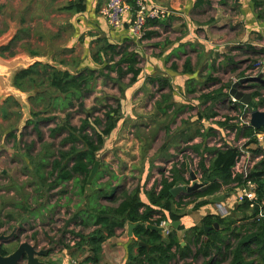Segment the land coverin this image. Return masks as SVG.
Returning <instances> with one entry per match:
<instances>
[{"label": "rangeland", "instance_id": "rangeland-1", "mask_svg": "<svg viewBox=\"0 0 264 264\" xmlns=\"http://www.w3.org/2000/svg\"><path fill=\"white\" fill-rule=\"evenodd\" d=\"M50 9L46 0H0V38L11 32L5 42L0 44V64H4L0 66V82L1 80L5 82L3 77L8 76L9 82L6 83L11 86L17 71L35 65L34 71L24 81L25 90H18L28 92L30 96L39 91L41 101L32 102L30 96H27L24 100L26 107H23L13 95L0 94V234L9 236L2 242L9 252L26 241L37 250H48L46 255H41L45 261L72 264V261L84 260L89 254V247L87 242L80 241L81 235L90 234L95 226L84 227L79 220L71 219L73 214L77 210H84L85 205L92 202L98 207L115 206L118 202H112L110 197L118 200L123 191H131L136 187L141 188L140 198L150 202L146 193L152 189H159L161 174H168L173 164L178 167L183 161H186L189 167L184 173L186 182L182 184L192 185L194 182L192 174L196 176V182H203L198 166L199 154L191 149L193 142L201 144L203 142L213 147L227 145L237 147L240 155L234 167L235 172L245 174L254 166L258 156L253 150L258 146L264 147V139L247 145V139L236 137L234 129L219 127L215 122L231 117L233 119L229 123L241 125L249 122L251 111L264 110V104L258 105L259 101L264 100V40L259 33L255 32L253 36V42L258 46L241 45L234 52H229L230 54L214 52L211 69L206 67L200 69L199 61L195 65L196 83L183 78L180 85L171 83L162 87L159 80L151 81L148 75L150 72L145 70L135 82L129 81V75L120 77L115 71L111 72L114 79H109L104 75L107 69L103 68V64L92 65L94 67L91 68H95L96 73L101 70V74L99 73L94 81L91 93L83 99L74 100L75 106L61 110L47 106L49 100L56 106L61 97L53 100L45 93H41L46 91L48 86L45 79L48 70L41 65L53 64L70 71L76 70L78 69L75 64L76 58L79 56L54 51L58 49V40L46 38L45 34L48 35V32L46 28L41 27L44 20L46 23L50 20V16H47L51 13ZM258 9H255L257 17ZM214 10L208 8L211 14ZM145 43L149 44L148 41ZM127 44L130 49H134L133 42L128 41ZM245 47L247 51H244ZM143 50L144 55L138 53V59L139 66L145 68L148 62L146 55L150 54L149 45ZM78 54L80 55V52ZM189 55L191 60L196 62V52L191 50ZM220 55H227L232 61H225L226 58L222 59ZM36 57L45 61L30 63ZM174 62L180 66L183 58L179 57ZM165 64L169 65V62L164 61ZM241 73L244 75L241 76ZM171 74L174 75L175 71L169 70L168 73L159 70L153 75L160 79H168L171 78ZM243 77L247 78L246 81L237 88L249 93L257 91L259 95L253 97V103L242 104L228 94L213 101L214 103L209 102L211 105H208L206 113L203 114L206 116L213 112L216 113V117L201 120L197 118V114L204 112L208 104L198 98L200 94L217 93L218 88H223L222 92L227 93L231 85ZM30 78L36 79L38 87L32 86ZM170 92L173 95L171 100H176L174 106L177 109L170 115H160L156 109L157 102L161 104V94ZM118 99L121 104L118 126L106 137L103 147L98 152L97 171L90 185L86 187L84 195L78 194V185L73 180L65 181L58 187L48 190L47 184L55 173L49 174L53 158L44 156L46 152L56 153L64 146L69 147V142L62 144V138L69 132V124L77 126L87 115L91 118L102 117L108 105L117 106ZM80 102L83 105H80ZM27 119L32 122L26 121ZM62 123L68 125L51 133L52 128ZM194 135L197 136L192 141ZM43 151L42 155L36 156ZM204 155L208 164L212 155L209 153ZM40 172L43 175L41 178L38 174ZM112 187L116 188L113 195H110ZM239 188L233 190L231 186H223L221 191L207 197V200L211 204L225 203L234 209ZM186 193L185 190L176 191L175 200ZM229 196L232 200L227 202ZM189 199L183 197L182 200L184 202ZM198 200L201 198L196 201ZM193 206L194 203L182 204L181 207L174 204L175 209L181 213L180 222L185 226V229L177 230L181 244L185 242L184 233L188 228L197 223L201 225L199 220L190 216ZM208 206L209 204L203 207L202 211ZM156 212L155 218L159 216L160 211ZM215 213L221 216L230 214L224 213L221 207ZM236 214L237 218L230 215L236 219L242 216L239 212ZM187 218L191 221L188 222ZM69 219L71 221L67 225L66 221ZM88 220L91 222L89 217ZM166 222L169 223L166 225L165 234L172 228L176 229L169 220L161 223ZM118 230L115 236L103 242L98 264H124L128 255L137 249L135 239H130L126 249L121 245L119 247L116 242L126 238L128 229L124 227L123 230ZM221 257V254H214V258L218 260L216 264H227L229 258L221 260ZM58 258L64 260L59 261ZM202 260L200 256L186 258V261L195 263ZM16 264H26V258ZM172 264H182V260L174 259Z\"/></svg>", "mask_w": 264, "mask_h": 264}, {"label": "trees", "instance_id": "trees-1", "mask_svg": "<svg viewBox=\"0 0 264 264\" xmlns=\"http://www.w3.org/2000/svg\"><path fill=\"white\" fill-rule=\"evenodd\" d=\"M254 7L257 10L258 17L264 20V0H252ZM147 23H157L156 19L147 18ZM144 36L149 37L150 32H145ZM143 36V37H144ZM142 37V38H143ZM99 41H104L98 45ZM96 49L92 53V58L97 64H103V68L107 69L104 73L109 79H114L111 72L115 71L117 75L123 77L129 75L130 82H135L139 79L142 68L139 66L138 52L130 49L127 43L119 44L109 42L106 39L99 38ZM5 48H2V50ZM108 57V58H107ZM33 66L22 68L13 76L12 84L17 89H23L24 81L34 70ZM47 69L48 74L45 76L47 81L46 91H41L48 95L49 99L61 97L59 103L53 106L51 100L47 106L56 107L59 109H69L75 106L74 100L83 99L92 91L93 83L101 74V70L96 73L95 68L85 67L82 69L68 70L58 69L51 65H41ZM115 67V68H114ZM250 67V66H249ZM183 71L191 73L193 69L187 59L183 66ZM244 75L241 73V76ZM261 78V77H258ZM151 81L159 80L160 85L165 87L169 85L167 79H160L156 76H150ZM33 87H38L36 79L30 78ZM260 81V80H259ZM50 87L54 89L51 90ZM223 88H218L217 93H202L199 99L203 103H208L205 111L198 113V119H207L216 117V113L204 116L208 109V105L214 103L218 99L228 96L222 92ZM39 90V89H37ZM47 92V93H46ZM39 91L30 96L32 102L40 103ZM258 92H252L251 96H258ZM161 104L157 102V110H161L162 114H166L168 107L174 102L171 100L172 94H161ZM212 101V102H211ZM214 101V102H213ZM209 102H211L209 104ZM238 102V101H237ZM162 103L163 106H162ZM264 100L259 101L258 105H263ZM80 105H83L80 102ZM121 104L118 99L117 106L108 105L102 117L96 116L91 118L87 115L80 120L79 125L60 124L51 129V133L56 130H62L68 125L69 132L67 136L62 138V144L70 143V146H65L55 152H46L44 156H50L51 170L50 175L55 173L53 179L47 184V189L51 190L58 187L65 181H75L78 185V194L84 195L86 187L90 182L87 181L88 174L97 159L99 150L103 147L106 137L111 135L118 126L120 120ZM33 116V114H32ZM233 118L226 117L225 120H217L215 123L220 127H229L234 129L236 137H241L246 140V144L257 143L256 134H264V125L255 128L248 123L239 125L238 123H229ZM28 121V120H27ZM28 122H32L29 120ZM36 124V123H35ZM213 129V128H212ZM195 143L191 145V149L199 155L198 166L201 169V178L203 185L198 189L187 191L183 197L189 200L183 202V197L176 198V192H172V188L178 185H184L186 182L184 173L189 165L183 161L178 167L173 164L169 175L162 173L159 181V189H152L147 192L150 202L140 198L141 188L136 187L131 191H123L116 198L110 197L112 202H118L115 206H97L95 203L86 204L83 209L77 210L71 217L73 220H79L84 227L95 226L93 231L87 235H81V242H87L89 254L84 258L93 264L99 262V254L102 250L103 242L117 234V229H123L126 224H134L133 235L137 245L136 252L128 255L124 264H172L174 259H181L182 264H216L218 260L214 258V254H221V260L228 257L227 264H264V206L262 211L258 204L264 200V147L258 146L253 152L257 154L258 159L254 166L247 172H235L234 167L239 159L240 150L237 147H213L203 146ZM44 153L39 152L36 156ZM204 153L212 155L208 164L205 162ZM38 172V171H37ZM40 178L43 176L40 173ZM247 182H252L257 200L253 207H250L249 202L245 201L240 204H235V208L242 212V217L239 219L229 215L221 216L219 214H206L201 225L195 224L188 228L185 233L184 245L181 244V239L177 230L185 229L183 224H180L177 229H171L165 235L159 234L156 230L146 228L145 224L160 225L162 221H177L181 219V213L174 207H181L182 204L194 203L193 208L208 203L204 197L213 195L223 186H231L238 188L244 186ZM116 187L111 188V194ZM186 191V190H185ZM96 192V191H94ZM198 198L201 200L196 201ZM156 211L158 213V217ZM88 217L91 222H89ZM66 221L68 225L71 221ZM205 231V226H214ZM223 225V227H221ZM77 235H80L77 233ZM139 241H143L149 245H138ZM65 248V247H64ZM66 249V248H65ZM9 250L1 246V254L5 255ZM202 257L200 263L186 261V258ZM48 264H55L54 260H48Z\"/></svg>", "mask_w": 264, "mask_h": 264}, {"label": "crops", "instance_id": "crops-1", "mask_svg": "<svg viewBox=\"0 0 264 264\" xmlns=\"http://www.w3.org/2000/svg\"><path fill=\"white\" fill-rule=\"evenodd\" d=\"M105 2L106 0H46L47 5L51 8L49 10L51 13L47 14L48 17L50 16V20H47L48 23L44 20L41 25L48 32V35L45 34V36L51 40H58V49H54V51L78 55L75 63L78 69L98 65L93 60L92 53L99 38L119 44L130 41L134 43V50L142 56L144 55L143 48L149 45L150 54L146 55L147 65L145 68L140 66L142 71L150 72L149 76H154L153 74L159 70H165L168 73L169 70H173L175 74H171V78L167 79L169 84L178 83L180 85L183 78L196 83L197 69L195 65L199 61L201 62L200 69L205 67L211 69L214 63V52L230 54L229 52H234L241 45L258 46L253 42L255 32L259 33V36L264 40V20L257 17L255 10L257 8L254 7L252 0H129L131 10L125 14L122 24L117 28H112L101 14ZM138 2L145 4L147 9L157 6L166 11L163 16L149 17L156 19L157 23L146 22L144 34L150 32V36H144L141 39L135 38L128 29L129 23L134 19ZM208 8L215 10L211 14ZM50 21L54 24L52 25ZM147 41L149 44L145 43ZM99 42L103 43L104 41ZM191 50L196 52V62L191 60L189 55ZM244 51H247L246 47ZM179 57L183 58L180 66L174 62ZM220 57L222 59L225 57V61H232L231 57H227V55H220ZM187 59L193 69L191 73L183 71ZM164 61H168L169 65H164ZM172 101L174 102L173 107L176 105V100L172 99ZM172 107L164 115H170L176 111L177 108ZM157 112L162 115L161 110H157ZM196 136L194 135L192 141ZM195 143L201 144V142H193V144ZM203 146L205 144L202 142L200 149ZM231 189L236 190L237 188L231 187ZM209 196L204 198L207 199ZM226 200L230 202L232 197L229 196ZM208 204L209 206L202 211V208ZM219 207L224 213H230L234 217L237 212L242 215L240 210L235 207L233 209L225 203L211 204L208 202L197 209L193 208L190 216L201 222L206 214H216ZM190 218H187L188 222L191 221ZM125 227L128 228V224ZM121 230L123 229L118 231ZM130 239H135V236L133 231L129 236L127 230L126 238H121V241L116 244L126 249ZM135 252L136 250L133 251V253ZM43 257L41 256V259ZM58 259L60 261L62 258ZM45 262L48 264V260Z\"/></svg>", "mask_w": 264, "mask_h": 264}, {"label": "water", "instance_id": "water-1", "mask_svg": "<svg viewBox=\"0 0 264 264\" xmlns=\"http://www.w3.org/2000/svg\"><path fill=\"white\" fill-rule=\"evenodd\" d=\"M11 34V32L9 31L8 34L3 35L4 37L0 38V44H2L3 42H5L6 38L9 37V35ZM45 61L44 59H40V58H33L31 60L30 63H34V62H43ZM48 63V62H45ZM50 64V63H48ZM4 64H0V66H2ZM52 66L58 68V69H65V68H61L58 65H53ZM70 70V69H68ZM4 81L3 82L1 80V87H0V94L4 93V96L7 95H13L14 98L17 99V101L23 106L26 107L25 104V97L30 96V94H28V92L25 91H20V90H16L15 86H13V84H11V86H9V77H3ZM246 77L240 78L238 81L234 82L230 89H229V95H231L236 101L248 105L250 103H253L254 100L252 99L251 93L249 92H244L242 90H240L238 87L239 84L244 83L246 81ZM30 112V111H29ZM31 114V113H30ZM29 114V116H30ZM25 119V118H24ZM28 120V119H27ZM26 120V121H27ZM25 123V122H24ZM249 124L255 128H259L260 126L264 125V110H259V109H255L253 111H251L250 113V117H249ZM99 161L96 160L88 174V178L87 181L90 182L94 176V174L97 171V167H98ZM192 180H194L192 185H178L174 188H172V192H176V191H190L193 189H196L199 186L203 185V182L199 183L196 182V176L194 174L191 175ZM169 222H166L164 224H160V225H155V224H150L147 223L145 224L146 228L151 229V230H156L159 234L161 235H165V228L166 225ZM180 221H171L170 224L172 226H174L175 228H177V226L179 225ZM135 225L134 224H128V235H132V229ZM217 228V224H214V226H205V231H207V229L210 228ZM221 227H223V225H221ZM9 238L8 235L5 234H0V264H16L19 260L24 259V257L26 258V264H46L45 261L40 260L38 257L41 255H46L48 250L43 251V250H36L35 247L31 244H29L28 242L24 241L21 242L16 249H14L13 251L3 255L1 254V246H2V242L4 239ZM138 245L140 246H145L146 248L149 247V245L143 241H139ZM182 245H184V242H182Z\"/></svg>", "mask_w": 264, "mask_h": 264}, {"label": "built area", "instance_id": "built-area-1", "mask_svg": "<svg viewBox=\"0 0 264 264\" xmlns=\"http://www.w3.org/2000/svg\"><path fill=\"white\" fill-rule=\"evenodd\" d=\"M131 10L129 0H106L104 6L101 9V14L104 16L108 24L112 28H117L122 24L123 17ZM166 13L165 9L154 6L147 9L146 5L142 2H138V8L135 11L134 19L129 23L128 29L130 33L137 39H141L144 36L146 20L149 17L163 16ZM249 124V122H248ZM257 141L264 139V134H256ZM236 166V165H235ZM257 200L254 192V185L252 182H247L244 186L239 188L236 193V203L240 204L245 201L249 202L250 207L255 205ZM259 209L262 211L264 206V200L258 204ZM164 224V223H161ZM72 264H93L90 261H72Z\"/></svg>", "mask_w": 264, "mask_h": 264}, {"label": "flooded vegetation", "instance_id": "flooded-vegetation-1", "mask_svg": "<svg viewBox=\"0 0 264 264\" xmlns=\"http://www.w3.org/2000/svg\"><path fill=\"white\" fill-rule=\"evenodd\" d=\"M2 244H3V243H2ZM36 250H37V249H36ZM8 253H9V252H8ZM38 258H39L40 260H43V259H41V256H39ZM44 261H45V260H44Z\"/></svg>", "mask_w": 264, "mask_h": 264}]
</instances>
